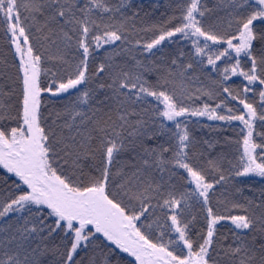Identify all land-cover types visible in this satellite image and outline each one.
Returning <instances> with one entry per match:
<instances>
[{
  "label": "snow or ice",
  "instance_id": "obj_1",
  "mask_svg": "<svg viewBox=\"0 0 264 264\" xmlns=\"http://www.w3.org/2000/svg\"><path fill=\"white\" fill-rule=\"evenodd\" d=\"M0 264H264V0H0Z\"/></svg>",
  "mask_w": 264,
  "mask_h": 264
}]
</instances>
